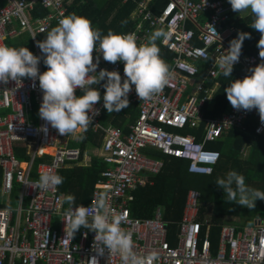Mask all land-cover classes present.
<instances>
[{"label": "built area", "instance_id": "obj_1", "mask_svg": "<svg viewBox=\"0 0 264 264\" xmlns=\"http://www.w3.org/2000/svg\"><path fill=\"white\" fill-rule=\"evenodd\" d=\"M3 1L0 45L9 46V38L29 32L35 40L33 54L37 56H41L38 35L56 27L63 16L69 15L72 4V0ZM153 2L143 0L138 4L135 13L139 22L128 33L142 44L157 29L170 31L171 39L167 43L161 40V44L175 54L173 75L169 84L148 101H142L132 86L128 100L139 103L141 111L129 133L114 125H103L102 98L94 105L99 114L89 113L88 128L103 133L100 154L110 165L101 173L103 178L96 185L94 196L107 194L110 209L122 217L121 227L132 233L133 250L141 256L155 251L159 259L154 264H264V222L258 220L245 227L224 224L219 246L214 249L209 209L202 210L199 190L189 191L178 231L170 229L161 208L153 218L131 215L133 191L148 185L151 177L164 168V161L152 154L185 159L191 174L212 175L222 156L220 151L210 147L211 143L232 129L245 130L253 115L258 117L256 134L264 135V123L255 108L236 110L231 107L230 112L218 118L207 117L203 109L214 95L206 86V80L218 79L222 74L214 66L215 57L223 51L226 54L231 37L239 31L229 23L233 10L228 0H170L160 14L153 10ZM38 5L48 13L35 16ZM259 51L258 48L251 55L241 53L233 66V69L239 68L240 79L251 75L249 69L261 62ZM96 56L94 50V62ZM209 61L212 64L208 72L198 81L199 64ZM38 67L41 73L46 71L43 58ZM123 68L122 62H107L101 55L97 72L101 69L118 71L123 81ZM93 87L101 93L104 91L102 83ZM79 92L77 89L76 95ZM42 95L38 79L25 77L20 84L0 83L1 194L8 202L16 191L19 197L17 204L0 207V264H88L93 256L99 264H121L119 255L111 256L107 248L103 255L95 252V232L81 227L73 239L66 238L65 199L59 186L46 191L34 188L42 173L60 175V170L68 163L78 162L82 156L80 148L69 146L70 135H60L50 125L47 134L40 130L46 123L38 114ZM202 124V141L195 134L181 132L189 128L199 131ZM17 148L24 158H19ZM40 159L43 161L38 165ZM94 196L91 204L84 206L91 208Z\"/></svg>", "mask_w": 264, "mask_h": 264}, {"label": "clouds", "instance_id": "obj_2", "mask_svg": "<svg viewBox=\"0 0 264 264\" xmlns=\"http://www.w3.org/2000/svg\"><path fill=\"white\" fill-rule=\"evenodd\" d=\"M228 3L233 12H250L252 22L249 27L261 34L257 45L261 62L249 69L251 75L232 79L224 91L234 109L255 108L264 123V0H228ZM171 36L170 31L161 28L153 31L145 43L138 44L133 34L109 30L104 35L101 30L93 28L89 19L72 13L63 16L42 41H37L41 56L34 55L27 47L0 45V83L15 81L20 84L25 77L33 81L38 79L43 93L38 114L46 122L40 130L47 134L50 125L60 135L75 136L86 131L91 124L89 113L99 114L94 105L101 100V92L93 86L101 81H105L102 99L108 113H118L128 107V94L133 85L138 97L148 101L169 84L173 73L161 58L156 41L167 43ZM246 38H250V33H238L229 42L226 54L223 51L215 57L214 66L224 77H231ZM94 50L97 53L95 62ZM101 55L107 62L124 64L123 81L118 71L101 69L97 72ZM42 58L47 70L41 73L38 65ZM77 89L82 95H76ZM62 183L63 177L59 174L44 172L34 188L46 191ZM215 184L223 189L226 202L252 209L257 200L264 201V191L247 186L244 175L236 170L217 178ZM107 201L106 193H96L89 208L82 204L75 206V198L67 196L68 208L64 212L66 238L73 239L83 227L95 232L93 249L99 255H103L107 248L111 256L119 255L121 264H154L159 259L158 254L153 251L141 256L133 250L132 233L121 227V215L111 210ZM88 264H99L96 256Z\"/></svg>", "mask_w": 264, "mask_h": 264}, {"label": "trees", "instance_id": "obj_3", "mask_svg": "<svg viewBox=\"0 0 264 264\" xmlns=\"http://www.w3.org/2000/svg\"><path fill=\"white\" fill-rule=\"evenodd\" d=\"M141 0H75L69 7V14L75 13L91 21L93 28L101 30L106 35L109 30L116 33L125 34L135 29L136 22L133 14ZM170 0H154L153 9L156 13H161ZM3 0H0V5ZM48 10L38 5L35 16H44ZM126 21V23H125ZM252 22L250 12H233L230 24L236 26L239 31L230 39L233 40L240 32L250 33V38H246L242 45L241 53L251 55L258 50V41L261 37L259 31L252 29L249 25ZM192 25V23H190ZM47 33L38 35V41H42ZM196 42L200 43L196 38ZM160 48L161 58L171 67L174 54L166 47L162 46L160 40L156 41ZM11 47H27L34 52V42L29 32H24L20 36L8 39ZM203 64L200 65L201 72L196 79H201L204 73ZM45 70H47L44 65ZM240 79L239 68L233 69L231 77H224L222 74L217 79L220 82L218 92L204 105L207 116L215 117L229 111L231 103L227 99L224 89L231 80ZM212 79L206 80V86L213 84ZM105 81H102L104 83ZM105 91V89H104ZM104 93V92H103ZM139 114L137 104L129 103L128 107L118 113H108L104 109L102 123H109L121 127L128 132V125L134 123ZM258 123L256 115L251 116L247 122L245 130L232 129L226 132L218 141L210 144V147L219 150L222 158L212 175H195L189 173L187 160L176 157H164L158 154L157 157L164 159V168L155 178L153 185L138 188L135 200L131 202V215L137 218L153 217L156 209L163 208V218L169 222L172 231H177L183 219L184 207L187 194L194 188L201 192L202 210L206 211L209 205L212 207V214L209 218L211 225V238L214 249L219 246V238L222 226L227 223H234L239 227L253 225L258 220L264 222V201L257 200L256 207L249 209L236 203L226 202V194L223 189L215 183L217 178L224 177L230 170H236L243 174L245 183L250 188L264 191V135L256 134L255 127ZM93 136L89 132V137ZM88 139L82 145L83 151L87 147ZM246 144L251 145V152L244 157L242 150ZM19 158H24L17 148ZM43 160H38L39 165ZM108 167L102 159L95 158L90 166H68L60 170L63 183L59 185V192L66 197L72 195L76 205L91 204L96 184L101 179V173ZM2 183V171L0 170V188ZM17 195V191L14 196ZM7 206L0 203V207ZM68 204L65 203V210ZM203 217L204 213H201ZM237 218V220H231ZM202 219V217H201ZM236 221V222H235ZM207 228V226H206Z\"/></svg>", "mask_w": 264, "mask_h": 264}, {"label": "crops", "instance_id": "obj_4", "mask_svg": "<svg viewBox=\"0 0 264 264\" xmlns=\"http://www.w3.org/2000/svg\"><path fill=\"white\" fill-rule=\"evenodd\" d=\"M74 1L75 0H72V3H74ZM141 1H143V0H141ZM140 1V2H141ZM139 2V3H140ZM138 3V4H139ZM2 5H4V1H3V4ZM2 5H0V6H2ZM137 10V9H136ZM154 10V9H153ZM136 12V11H135ZM157 14H160V13H157ZM134 18V20H135V22H136V26H137V23L139 22V18L136 16V13H134L133 14V16H132V19ZM135 26V27H136ZM191 26V25H190ZM20 36V35H19ZM18 37V36H17ZM31 37H32V39H33V36L31 35ZM11 39H13V38H11ZM37 41H38V38H37ZM33 42H34V50H35V40L33 39ZM200 42V41H199ZM160 43H161V40H160ZM162 45V44H161ZM10 46V45H9ZM163 46V45H162ZM33 50V51H34ZM171 52V51H170ZM174 54V53H173ZM174 57H175V54H174ZM173 62H174V59H173ZM204 63V65H203V69L205 70L204 71V73H203V76L202 77H204L205 75H206V73L208 72V69H209V67H210V65L212 64V61H209V62H203ZM203 63H200L199 64V68H200V72H201V67H200V65L201 64H203ZM173 64L174 63H172V65H171V67H170V69L173 67ZM208 79H212V78H208ZM212 80H214L213 81V84L211 85V86H207L208 88H210L211 90H213V92H214V95L218 92V90L220 89V82H218V80L217 79H212ZM198 81H200V79H198ZM101 83H102V81H101ZM103 84V83H102ZM195 89V88H194ZM194 89L192 90V93L194 92ZM104 92V91H103ZM101 93V98L103 97V94L104 93ZM79 95H82V92H79L78 93V96ZM213 95V96H214ZM129 103H132V102H129ZM132 104H137L138 105V108H139V114H140V111H141V105L139 104V103H132ZM232 107V106H231ZM204 109V108H203ZM232 108H230L229 109V111H227V112H225V113H223L222 115H219V116H215V117H210V118H218V117H221V116H223V115H225V114H227L228 112H230V110H231ZM205 112V111H204ZM139 114H138V117H139ZM205 115H206V113H205ZM207 116V115H206ZM207 117H209V116H207ZM138 119V118H137ZM137 121V120H136ZM135 121V122H136ZM134 122V123H135ZM134 123H132V124H130V125H128V132L127 133H129V131H130V129H131V126L134 124ZM108 125H114V124H112V123H109V124H107L106 126H108ZM115 126V125H114ZM118 127V126H117ZM119 128H121V127H119ZM124 132H125V130L123 129V128H121ZM242 130V129H241ZM89 132H91L92 134H93V136H91V137H89ZM182 133H185V134H195V135H197V139L199 140V141H202L203 140V135H204V125L202 124L201 125V127H200V129H199V131L198 130H195V129H193V128H189V129H186L185 131H181ZM126 133V132H125ZM86 139H88V142H87V147H86V149H85V151H83V149H82V145L84 144V142H85V140ZM103 141H104V135H103V133L102 132H94L91 128H87V130L86 131H83V132H78L75 136H73V135H71L70 134V136H69V141H68V144H69V146L70 147H77V148H80L81 149V151H82V156H81V159L78 161V162H70V163H68L65 167H68V166H90V165H92V163H93V161H94V159L95 158H99V159H102L105 163H107L105 160H104V158L102 157V155L100 154V151H101V148H102V145H103ZM53 150V149H52ZM219 151V150H218ZM250 152H251V145L250 144H246L245 146H244V148H243V150H242V154H243V156L244 157H247L249 154H250ZM158 154H161V155H163L164 157H168V156H165L164 154H162V153H158ZM158 154H152L154 157H156V158H159V159H161L162 161H164V159H162V158H160V157H157L158 156ZM221 156H222V154H221ZM107 165H108V167L107 168H109L110 167V165L107 163ZM106 168V169H107ZM64 169V168H63ZM105 169V170H106ZM187 169H188V171H189V162L187 161ZM190 173V172H189ZM157 175H155V176H152L151 177V182L148 184V185H153L154 184V182H155V178L154 177H156ZM103 177H102V174H101V179H102ZM100 179V180H101ZM99 180V181H100ZM98 181V182H99ZM98 184V183H97ZM96 184V185H97ZM148 185H146V186H148ZM146 186H143V187H146ZM138 188H140V187H138ZM137 188V189H138ZM97 189V188H96ZM96 189H95V191H96ZM136 189V190H137ZM192 189H194V188H192ZM192 189H190V190H192ZM0 190H1V188H0ZM136 190H134L133 191V195H134V197H135V194H134V192L136 191ZM189 190V191H190ZM197 190V189H196ZM95 193V192H94ZM188 194H189V192H188ZM188 194H187V199H188ZM2 195V200H0V203H5L7 206H10V205H15V204H17L18 202H19V197H18V194L16 195V196H14V194H13V196H12V199H11V202L9 201H7V197L6 196H4L3 194H1ZM93 196H94V194H93ZM187 199H186V203H187ZM92 200H93V198H92ZM134 200H135V198H134ZM92 202V201H91ZM133 202V201H132ZM7 206H5V207H7ZM185 206H186V204H185ZM159 208H161L162 209V212H163V208L161 207V206H159L157 209H156V211H155V213H154V215H153V217L155 216V214L157 213V211H158V209ZM208 209H209V214H208V218H210L211 217V214H212V207L209 205V207H208ZM184 213H185V207H184V212H183V217H184ZM153 217H150V218H153ZM183 220V219H182ZM180 226V225H179ZM179 230V228L177 229V231Z\"/></svg>", "mask_w": 264, "mask_h": 264}, {"label": "rangeland", "instance_id": "obj_5", "mask_svg": "<svg viewBox=\"0 0 264 264\" xmlns=\"http://www.w3.org/2000/svg\"><path fill=\"white\" fill-rule=\"evenodd\" d=\"M191 89H192V88L190 87V88H189V91H191ZM0 200H2L1 190H0ZM231 220L234 221V220H237V218H232ZM235 222H236V221H235Z\"/></svg>", "mask_w": 264, "mask_h": 264}]
</instances>
